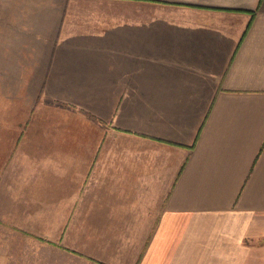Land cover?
Wrapping results in <instances>:
<instances>
[{
    "label": "crops",
    "instance_id": "crops-1",
    "mask_svg": "<svg viewBox=\"0 0 264 264\" xmlns=\"http://www.w3.org/2000/svg\"><path fill=\"white\" fill-rule=\"evenodd\" d=\"M0 256L264 264V0H0Z\"/></svg>",
    "mask_w": 264,
    "mask_h": 264
},
{
    "label": "rangeland",
    "instance_id": "rangeland-1",
    "mask_svg": "<svg viewBox=\"0 0 264 264\" xmlns=\"http://www.w3.org/2000/svg\"><path fill=\"white\" fill-rule=\"evenodd\" d=\"M24 264L25 263V258H22L20 262H18V264ZM0 264H12V258L8 257V256H0Z\"/></svg>",
    "mask_w": 264,
    "mask_h": 264
}]
</instances>
